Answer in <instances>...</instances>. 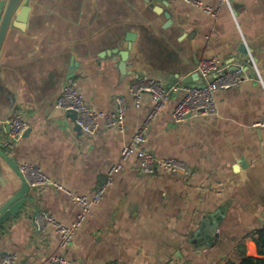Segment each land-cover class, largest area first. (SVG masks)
<instances>
[{"label": "crops", "instance_id": "0c3cea01", "mask_svg": "<svg viewBox=\"0 0 264 264\" xmlns=\"http://www.w3.org/2000/svg\"><path fill=\"white\" fill-rule=\"evenodd\" d=\"M200 1L217 15L184 0L21 1L0 48V144L19 167L30 164L65 191L29 184L25 206L0 223V255L15 253L14 264H48L55 254L71 264L264 258L255 240L264 230V84L250 67L241 83L216 92L215 114L176 122L180 91L147 130L144 146L183 161L191 174L145 173L132 156L67 247L53 226L33 225L37 211L73 225L81 207L72 195L92 198L120 161L153 106L147 93L136 106V74L167 86L199 84L202 59L241 64L249 49L264 81V0ZM70 78L93 110L115 111L116 97L124 96V128L101 123L88 133L52 116ZM17 114L29 127L11 139L9 120ZM20 186L0 158V207Z\"/></svg>", "mask_w": 264, "mask_h": 264}, {"label": "built area", "instance_id": "2783aa9c", "mask_svg": "<svg viewBox=\"0 0 264 264\" xmlns=\"http://www.w3.org/2000/svg\"><path fill=\"white\" fill-rule=\"evenodd\" d=\"M184 1L203 8L205 11L214 15L218 13L217 10L204 5L200 0ZM221 2L231 6L230 0H221ZM247 67L252 68L255 77L264 84L254 54L249 49L245 54V60L241 64H225L217 57L202 59L197 65V72L203 80L199 84L187 83L167 86L159 79L136 74L130 86V94L136 106L139 107L141 105L142 96L145 93L151 96L153 106L143 123L133 135L132 140L122 148L120 161L110 168L104 184L92 198L72 195L73 199L81 207L79 218L73 225H63L51 214L37 211L33 216L35 229L42 231L49 226H53L61 235L62 247H67L71 243L75 231L81 226L92 207L100 201L106 188L114 182L115 174L124 169L126 161L132 156L137 158L138 167L145 173L167 170L176 173L191 174V169L183 161L173 157L158 158L152 151L148 150L144 146L147 130L169 99L180 91H183L184 95L179 99L172 112L176 122L184 121L188 117L215 114L217 112L216 92L232 88L245 80L247 78ZM116 102L117 109L115 111L91 109L87 105L84 96L79 92L75 81L70 78L57 100L56 107L66 111L76 112V124L88 133H96L100 129L101 123L107 127H117L121 130L124 128L126 98L124 96H118L116 97ZM258 124L264 125V118ZM28 127V122L23 116L17 114L9 120L8 134L11 139H18L24 135ZM8 145H12L11 142ZM19 169L32 186L54 185L58 189L65 191L62 185L54 182L48 175L41 173L30 164H23ZM16 260L17 255L15 253H3L0 255V264H14ZM48 264H71V262L66 256L55 254L50 257ZM181 264L191 263L184 262Z\"/></svg>", "mask_w": 264, "mask_h": 264}, {"label": "water", "instance_id": "95a60500", "mask_svg": "<svg viewBox=\"0 0 264 264\" xmlns=\"http://www.w3.org/2000/svg\"><path fill=\"white\" fill-rule=\"evenodd\" d=\"M22 0H0V48L6 35V31L11 24L13 15L18 8ZM73 68L76 67V63L73 62ZM52 116L55 117H68L76 123L77 113L74 111H66L62 108L56 107ZM78 128L80 126L76 124ZM0 158L9 163V165L18 173L21 179L20 188L14 192L0 207V223L4 222L8 218L17 215L21 209L25 206L27 197L26 194L29 191L30 185L20 171L19 166L10 157L3 145L0 144Z\"/></svg>", "mask_w": 264, "mask_h": 264}, {"label": "trees", "instance_id": "16d2710c", "mask_svg": "<svg viewBox=\"0 0 264 264\" xmlns=\"http://www.w3.org/2000/svg\"><path fill=\"white\" fill-rule=\"evenodd\" d=\"M258 250L260 254H264V230L258 231L255 237ZM235 264V263H233ZM238 264H264V258L262 257H245L240 263Z\"/></svg>", "mask_w": 264, "mask_h": 264}]
</instances>
